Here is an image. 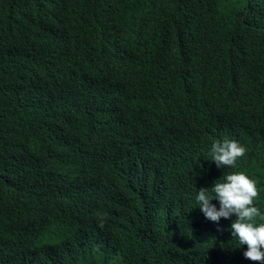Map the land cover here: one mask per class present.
<instances>
[{"label":"clouds","instance_id":"9594fccd","mask_svg":"<svg viewBox=\"0 0 264 264\" xmlns=\"http://www.w3.org/2000/svg\"><path fill=\"white\" fill-rule=\"evenodd\" d=\"M9 5L21 38L0 26V264H264L263 182L233 128L256 94L245 67L264 60V39L248 48L236 27L259 29L264 0ZM96 69L105 101L81 92ZM152 82L161 101L139 94Z\"/></svg>","mask_w":264,"mask_h":264},{"label":"trees","instance_id":"16d2710c","mask_svg":"<svg viewBox=\"0 0 264 264\" xmlns=\"http://www.w3.org/2000/svg\"><path fill=\"white\" fill-rule=\"evenodd\" d=\"M6 0H0V3H4ZM52 5H50V2L46 4L45 6V12L51 10L56 6L55 1ZM72 6V5H68ZM67 7V6H65ZM74 9L79 8L78 6H72ZM12 8V5H9L5 8H3V13L0 14L2 17L0 19V26L5 29V32L7 34V37L9 39H19L21 36L18 33H14L13 29L11 28L9 21H5V15L9 12V10ZM244 2L242 3V11H244ZM82 14V12L77 11V15ZM250 17V16H249ZM23 16L17 17L15 20L22 19ZM77 16H74L73 19L75 20ZM89 18V16H88ZM47 21V18L42 19L38 26L42 27L44 30L48 31L50 34V30L45 26V24H42L43 21ZM96 20V18H89L88 22L84 24H80L82 29H88L92 30L95 28V24H93V21ZM256 20L258 21V24L256 23ZM250 21L252 22L253 26H258L259 29L254 30L251 27L248 26H238L236 27V31L242 36L245 45L249 48H251V43L257 42L259 39H264V16H257L255 18L250 17ZM76 24L72 22L71 26L68 28V32L71 34H76V30L74 29V26ZM54 37L58 39L57 36L54 34H51ZM93 37V36H92ZM18 49V44L14 43L12 44ZM91 47H93L95 50H98L100 47V43L95 41L89 43ZM72 56L68 55L64 58L63 64L68 65L71 62ZM129 60L131 63H134L135 59L132 55L129 56ZM31 63L32 64H43L42 62V56L32 57L31 56ZM245 73L246 77L249 80V82L252 85V88L255 90V99H252L249 101L250 107L246 114H244L242 125L241 126L235 122H233V128H240L242 129L246 134V139L243 142L245 145L248 156L253 160L251 163L252 168L259 173V178L263 182V188L262 191L259 193V196L257 197L256 201L258 204H261L264 202V60L260 64H248L245 67ZM88 79L90 81V86L86 88H82V93H94L101 97L103 101L107 100L111 96L112 93H114V89L110 86V75L105 74L104 71H101L99 69L94 70L93 73H90L88 75ZM154 82L149 87H142L139 90V94L142 95V97L150 101L152 99V96H156L158 101H161L165 97V90H162L158 87V85H155V89H152L154 86ZM171 145H173L177 150L182 149V145L178 144L176 141L172 140ZM185 148H188L189 150L193 149V146L187 145ZM255 152H257V156H254Z\"/></svg>","mask_w":264,"mask_h":264}]
</instances>
